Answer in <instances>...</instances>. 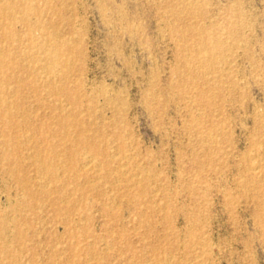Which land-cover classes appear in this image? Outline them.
Masks as SVG:
<instances>
[{
  "label": "rangeland",
  "instance_id": "374dc122",
  "mask_svg": "<svg viewBox=\"0 0 264 264\" xmlns=\"http://www.w3.org/2000/svg\"><path fill=\"white\" fill-rule=\"evenodd\" d=\"M0 212V264H264V0H0Z\"/></svg>",
  "mask_w": 264,
  "mask_h": 264
},
{
  "label": "bare ground",
  "instance_id": "6f19581e",
  "mask_svg": "<svg viewBox=\"0 0 264 264\" xmlns=\"http://www.w3.org/2000/svg\"><path fill=\"white\" fill-rule=\"evenodd\" d=\"M46 38V37H45ZM37 47V46H36ZM206 57V56H205ZM208 60V59H207ZM60 62V61H59ZM70 62V61H69ZM63 90V89H62ZM9 95V94H8ZM62 96V95H61ZM64 96H65V93H64ZM66 114V113H65ZM26 115V114H25ZM65 121V120H64ZM31 124V123H30ZM64 128V127H63ZM103 128V127H102ZM201 128V127H200ZM28 130V129H27ZM203 132V131H202ZM59 135V134H58ZM56 146V145H55ZM65 146V145H64ZM109 148V147H108ZM110 151V150H109ZM111 154V153H110ZM113 154V153H112ZM72 155V154H71ZM83 155V154H82ZM81 155V156H82ZM132 155V154H131ZM136 155V154H135ZM73 156V155H72ZM115 156V155H114ZM128 156V155H127ZM90 157V156H89ZM83 159H85V158H83ZM56 160V159H55ZM81 160V159H80ZM92 160V159H91ZM81 161H83V160H81ZM84 161H86V160H84ZM88 161V160H87ZM61 163V162H60ZM258 165V164H257ZM39 166V165H38ZM83 166V165H82ZM81 166V167H82ZM99 166V165H98ZM130 166V165H129ZM259 166V165H258ZM246 168V167H245ZM255 169V168H254ZM44 170V169H43ZM132 170V169H131ZM137 171V170H136ZM39 172H41V171H39ZM74 172V171H73ZM54 175V174H53ZM58 176V175H57ZM248 176V175H247ZM144 177V176H143ZM56 179V178H55ZM130 179V178H129ZM249 179V178H248ZM149 180V179H148ZM36 185V184H35ZM59 186V185H58ZM57 186V187H58ZM245 186V185H244ZM43 187H45V186H43ZM79 190V189H78ZM67 191V190H66ZM74 191V190H73ZM55 192V191H54ZM57 195V194H56ZM72 195V194H71ZM28 199V198H27ZM108 200V199H107ZM76 201V200H75ZM105 201V200H104ZM111 203V202H110ZM105 206V205H104ZM1 213V212H0ZM3 215V214H2ZM4 216V215H3ZM2 219V218H1ZM105 254V253H104ZM98 263V262H97Z\"/></svg>",
  "mask_w": 264,
  "mask_h": 264
}]
</instances>
